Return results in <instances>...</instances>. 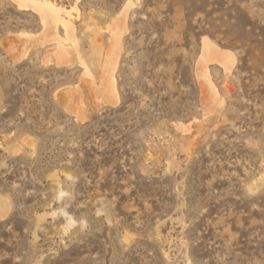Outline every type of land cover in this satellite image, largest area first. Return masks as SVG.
<instances>
[{"label":"rangeland","instance_id":"374dc122","mask_svg":"<svg viewBox=\"0 0 264 264\" xmlns=\"http://www.w3.org/2000/svg\"><path fill=\"white\" fill-rule=\"evenodd\" d=\"M48 1L98 84L94 50L127 10L119 101L94 104L53 42L13 62L5 38L40 37L41 19L0 0V264H264V0ZM204 39L235 55L210 65L220 107Z\"/></svg>","mask_w":264,"mask_h":264},{"label":"bare ground","instance_id":"6f19581e","mask_svg":"<svg viewBox=\"0 0 264 264\" xmlns=\"http://www.w3.org/2000/svg\"><path fill=\"white\" fill-rule=\"evenodd\" d=\"M15 1L20 9L32 10L40 16L42 32L40 37H35L31 33L20 32L9 34L5 38L4 44L13 62H18L27 55L28 50H20L19 47L29 43L40 42L41 45H45L53 42L54 47L49 49L46 54H53L55 56L57 66H72L78 64L82 67L83 74L81 80L90 91L94 104L99 105L100 103L102 104V102L111 105L117 104L119 101V91L115 72L123 50V37L128 31L126 26L127 10L121 14V17L124 18L115 19L107 28L110 32V42L108 43L107 50L105 48L104 51L101 47L100 50L98 49L99 46L97 48H95L96 46L94 47L93 58L99 63L101 69L100 84H98L95 82L96 79L91 73L89 65L79 53L73 23L63 17V13L66 12V10L48 0ZM60 25L65 32L64 38L60 37L58 33ZM48 57H50V55ZM50 60H46V63L50 62ZM211 64H218L223 67L225 73H230L235 64V55L231 51L221 48L213 41L204 39L202 43V55L198 63L197 76L204 102L208 107H212L214 103L216 107H220L223 105L224 101L220 96L219 89H217L215 83L212 81L210 74ZM70 88L68 92L78 97L74 102L75 106H77L78 117H84L82 106L83 93L80 87H77V89ZM6 203L5 199L0 197V209L5 206Z\"/></svg>","mask_w":264,"mask_h":264}]
</instances>
